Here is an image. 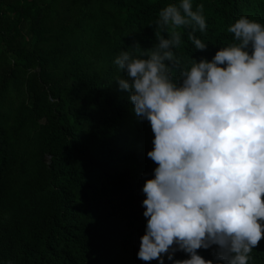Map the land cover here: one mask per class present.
<instances>
[{"label": "trees", "instance_id": "obj_1", "mask_svg": "<svg viewBox=\"0 0 264 264\" xmlns=\"http://www.w3.org/2000/svg\"><path fill=\"white\" fill-rule=\"evenodd\" d=\"M181 2L0 0V264H159L138 259L155 137L114 61L170 38L159 13ZM191 2L203 4L207 28L194 35L208 47L195 49L191 27L176 29L184 67L234 43L227 29L241 16L264 24V0ZM216 251L198 254L217 264ZM251 256L264 264V239Z\"/></svg>", "mask_w": 264, "mask_h": 264}, {"label": "clouds", "instance_id": "obj_2", "mask_svg": "<svg viewBox=\"0 0 264 264\" xmlns=\"http://www.w3.org/2000/svg\"><path fill=\"white\" fill-rule=\"evenodd\" d=\"M202 13L191 0L166 6L157 28L170 38L149 50L136 43L139 55L123 51L114 61L124 73L116 83L155 137L147 155L158 166L143 187L145 262L214 264L198 250L216 246L217 264H249L264 239V24L241 16L227 29L234 43L184 67L176 29L191 27L188 39L205 51L194 35L207 28ZM177 251L189 258L174 260Z\"/></svg>", "mask_w": 264, "mask_h": 264}]
</instances>
